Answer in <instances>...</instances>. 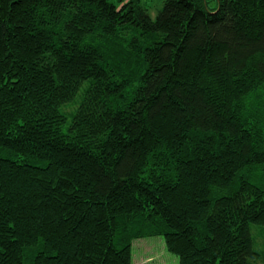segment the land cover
Listing matches in <instances>:
<instances>
[{
    "label": "trees",
    "instance_id": "obj_1",
    "mask_svg": "<svg viewBox=\"0 0 264 264\" xmlns=\"http://www.w3.org/2000/svg\"><path fill=\"white\" fill-rule=\"evenodd\" d=\"M145 3L0 0V264H264V0Z\"/></svg>",
    "mask_w": 264,
    "mask_h": 264
},
{
    "label": "rangeland",
    "instance_id": "obj_2",
    "mask_svg": "<svg viewBox=\"0 0 264 264\" xmlns=\"http://www.w3.org/2000/svg\"><path fill=\"white\" fill-rule=\"evenodd\" d=\"M206 1L211 8L217 5L216 0ZM161 3L162 0H146L145 4L149 8V13L152 17L155 16ZM256 228L264 230L261 226L251 224V231L254 235ZM131 250L133 264H179L177 255L166 249L163 237L160 235H150L134 239Z\"/></svg>",
    "mask_w": 264,
    "mask_h": 264
}]
</instances>
